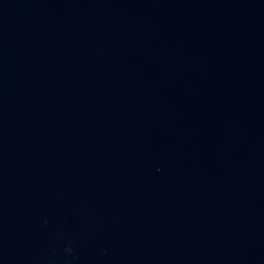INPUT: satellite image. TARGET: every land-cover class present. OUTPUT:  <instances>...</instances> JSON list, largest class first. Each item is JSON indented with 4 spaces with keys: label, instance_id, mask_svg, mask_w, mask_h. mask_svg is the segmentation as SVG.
Returning <instances> with one entry per match:
<instances>
[{
    "label": "water",
    "instance_id": "95a60500",
    "mask_svg": "<svg viewBox=\"0 0 264 264\" xmlns=\"http://www.w3.org/2000/svg\"><path fill=\"white\" fill-rule=\"evenodd\" d=\"M0 264H264V0H0Z\"/></svg>",
    "mask_w": 264,
    "mask_h": 264
}]
</instances>
